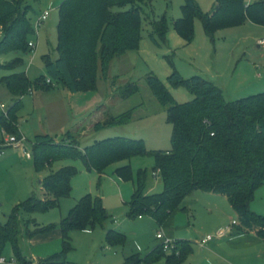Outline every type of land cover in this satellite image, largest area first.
Wrapping results in <instances>:
<instances>
[{
  "label": "rangeland",
  "instance_id": "rangeland-1",
  "mask_svg": "<svg viewBox=\"0 0 264 264\" xmlns=\"http://www.w3.org/2000/svg\"><path fill=\"white\" fill-rule=\"evenodd\" d=\"M27 1L35 9L30 14L35 29L30 40L37 42L36 50L28 53L11 50L0 54V115L18 98L2 83L4 76L26 72L33 83V92L22 96V104L17 110L19 135L27 140V153L33 152L37 135L51 134L62 140L69 131H77L81 124L89 123L99 107L106 108V112L113 116L131 112L132 119L126 124L92 131L87 136H77L81 148L109 137L124 136L143 140L149 153L131 159L135 181L140 170L152 172L156 167L153 151L172 149L173 125L168 120L166 107L154 96L147 82L150 73L156 74L180 103L191 101L194 94L185 85L174 87L169 84L167 78L174 68L186 78L201 75L211 80L222 88L228 100L264 92V44L260 43L264 40V24L246 20L209 35L201 19L196 17L193 21L194 37L188 42L175 29V21L183 15L186 0H152L151 5L145 8L139 47L116 56L107 74L102 73L99 64L94 86L77 93L63 87L36 86L35 81L39 77L45 76L46 81L49 80L46 77V56L50 55L53 59L58 56L60 5L64 0ZM194 1L204 12L211 11L216 2ZM245 1L249 4L256 0ZM46 10H51L50 16L38 26L37 17ZM162 17L167 19L168 30L164 37L154 33L155 40L151 36V22ZM16 58L21 59L17 68L3 67ZM132 84L138 90L127 97L124 93L128 94L127 88ZM1 104L5 105L4 109ZM27 153L20 148L6 147L0 155L1 223H7L13 211L30 197L45 199L41 181L46 176L65 166H75L79 170L72 179L70 196L61 199L58 206L31 212L21 208L18 210L20 216L31 221V230L36 228L33 222L40 228L53 226L49 232L24 238L23 255L31 261L29 264H39L40 259L62 250L60 223L86 195L102 198L108 218L87 229L69 232L72 249L67 254L68 264H125L128 257L134 254L145 257L160 245L162 239H158L159 233L171 239L173 245L183 239L191 240L192 245H195V262L229 264L226 259H230L234 264H264V254L259 255L256 248L230 254L219 247L209 249L213 243L216 246V241L204 247L197 243L204 236L215 235L221 226L226 228L229 224L230 218L225 208L230 207L229 203L223 201V205L216 202L218 198L226 200L224 197H215L208 191L196 189L166 221L159 223L152 215L144 213L140 217L139 214H132L129 202L134 182L118 178L115 173L117 164L109 165L101 174L96 169L89 171L80 159L64 158L37 170L34 155L29 158ZM164 188L162 179L152 180L151 193H161ZM184 206L187 211L183 209ZM252 209L264 215V184L255 191ZM110 230L122 233L124 240L109 241L107 233ZM52 247H59V250L49 252ZM1 256L8 262L0 264L22 263L10 242L5 245ZM141 264H167V260L166 256H162L158 261ZM180 264L195 263L186 256Z\"/></svg>",
  "mask_w": 264,
  "mask_h": 264
},
{
  "label": "trees",
  "instance_id": "trees-1",
  "mask_svg": "<svg viewBox=\"0 0 264 264\" xmlns=\"http://www.w3.org/2000/svg\"><path fill=\"white\" fill-rule=\"evenodd\" d=\"M151 3L152 0H64L60 5L58 56L54 59L46 56L49 80L39 77L35 85L63 87L72 93L94 86L99 64L102 73L107 74L116 56L139 47L145 8ZM32 12L35 9L27 0H0V54L11 50L32 51L29 46L35 32ZM196 17L201 19L209 35L246 20L264 24V0L249 4L245 0H216L209 12H204L194 0H186L183 15L175 21V29L188 42L194 37ZM151 24L154 39V33L166 35L165 17ZM20 64L21 59L16 58L3 67L15 69ZM167 80L174 87L187 86L194 98L180 103L156 74L147 76L152 93L166 107L168 120L173 125L172 149L153 151L157 165L152 172L140 170L134 181L131 159L149 153L143 140L109 137L81 148L76 131H69L62 140L51 134L37 135L33 149L36 169L41 170L54 160L74 158L82 160L89 171L96 169L102 174L109 165L125 161L115 173L124 181L134 182L129 202L132 214L146 213L163 223L190 193L202 189L226 196L237 215L238 231L254 234L264 242V215L252 209L255 191L264 184V92L228 100L216 83L201 75L186 78L176 68ZM2 83L18 98L7 113L0 115V129L19 135L17 110L22 96L33 92V83L26 72L4 76ZM137 90L132 84L124 95L128 97ZM103 110L105 116L94 123L93 131L123 125L132 119L131 112L113 116ZM157 171L165 188L161 193H151ZM78 173L77 167L65 166L46 176L41 181L45 199L30 197L13 211L7 223L0 222V256L10 242L22 263L31 262L23 255L24 238L49 232L53 226L40 228L33 222L36 228L31 230V221L20 216L18 210L31 212L58 206L61 199L70 196L72 179ZM107 218L100 196H84L60 223L62 250L40 259L39 264H68L67 254L72 249L69 232L87 229ZM107 239L123 241L124 235L110 230ZM185 244L186 241H177L166 251L162 242L145 257L137 254L128 257L125 264L155 262L162 256H166L167 264H180L189 251Z\"/></svg>",
  "mask_w": 264,
  "mask_h": 264
},
{
  "label": "crops",
  "instance_id": "crops-1",
  "mask_svg": "<svg viewBox=\"0 0 264 264\" xmlns=\"http://www.w3.org/2000/svg\"><path fill=\"white\" fill-rule=\"evenodd\" d=\"M103 109H106V108H103ZM103 109H100V107H99V110L95 112L94 118L89 123L81 124L77 128V131L76 132L79 131L78 135L87 136V135L90 134V132L93 131L94 123L97 122V121H99V120H102L104 118V116H105ZM116 164H117V166H116V168H117L120 165L126 164V162L124 161V162H120V163H116ZM119 179H121V178H119ZM151 190H152V188H151ZM133 192H134V189H133ZM133 192H132V194H133ZM209 193L211 195H214L215 197L216 196H219V197H224L223 199H226V200H221L219 198L218 199L216 198L217 199L216 200L217 203H222L224 205V202L223 201H227L226 203H229V205H230L229 208L225 207L226 210H227L226 211V215H227L228 218H230V220H229L230 222H229V224L226 227L227 230H228V232L225 235H223L221 237H218L217 236L213 240H211L210 242H208L207 244H210V243H212L214 241L217 242L216 243V246H214L215 244L213 243L212 246L209 247V249L213 250L214 247L215 248L216 247H219L223 251H226L227 253L233 254L235 252H238V253L239 252H247V249L254 250L256 248L260 252L259 255H263L264 254V242L258 236L254 235V234H250V233H240L238 231V223L235 224V225L233 224V220H237V215H236V213H235L232 205L230 204L228 198L226 196H224V195H221V194H217V193H213V192H209ZM183 209L186 210V211L188 210L185 206L183 207ZM234 215H235V218H233ZM221 228H223V226H221L219 229H221ZM180 241H182V240H180ZM183 241H186L187 246H186V244H185V246L189 250V251L187 250L188 252L186 253L185 256H188L189 259L192 260L193 263H195V264H202L200 262H195L196 261V258L194 259V257L196 255V251H195V245L194 246L192 245V241L191 240H186V239H183ZM197 243H199V240L197 241ZM207 244L205 246H207ZM202 247H204V246H202ZM55 250L58 251L59 250V247H52V249H50L49 252H54ZM217 254L220 255V253H217ZM221 259H222V257H221ZM243 259H244V257H243ZM229 260L230 259H226V261L229 264H234V261L233 260L232 261L231 260L229 261Z\"/></svg>",
  "mask_w": 264,
  "mask_h": 264
},
{
  "label": "built area",
  "instance_id": "built-area-1",
  "mask_svg": "<svg viewBox=\"0 0 264 264\" xmlns=\"http://www.w3.org/2000/svg\"><path fill=\"white\" fill-rule=\"evenodd\" d=\"M50 12H51V10H46L45 12H43L41 15H39L37 17L36 21H37L38 26H40L42 23H44L48 19V17L50 16ZM260 43L264 44V40H261ZM29 46H30L31 50H36L37 42L34 40H30ZM1 107H2V109H4L5 105L1 104ZM3 112L7 113V110H5ZM0 132H1V135H0V155L4 153V148H6V147L20 148L27 153L28 147H27V140L25 137H23L21 135L12 134V133L9 134V132L4 128L0 129ZM27 155L29 158H32L33 152H28ZM154 174H155L156 178H159V171L155 172ZM233 224L234 225L237 224V220H233ZM227 232H228L227 228H221L217 231V233L215 235H206L203 238H201L199 240V243L202 246H205L208 242L213 240L215 237H217V236L221 237V236L225 235ZM157 237L159 239H162V242L164 244L163 246H164V249L166 251L171 250L174 247L172 240L166 239L162 233H159L157 235ZM12 261L16 262V260H14V259ZM5 262H8V260L5 257L0 256V263H5ZM20 264H24V263H20Z\"/></svg>",
  "mask_w": 264,
  "mask_h": 264
}]
</instances>
